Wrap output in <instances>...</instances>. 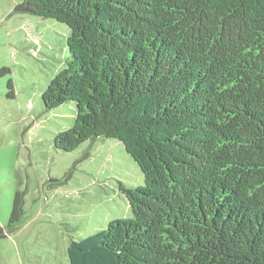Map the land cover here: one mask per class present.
I'll use <instances>...</instances> for the list:
<instances>
[{"label": "trees", "instance_id": "1", "mask_svg": "<svg viewBox=\"0 0 264 264\" xmlns=\"http://www.w3.org/2000/svg\"><path fill=\"white\" fill-rule=\"evenodd\" d=\"M70 28L41 98L74 101L54 137L122 142L132 216L67 246L69 264H264V0H22ZM12 96V91L8 92ZM22 214L15 192L0 238Z\"/></svg>", "mask_w": 264, "mask_h": 264}, {"label": "rangeland", "instance_id": "2", "mask_svg": "<svg viewBox=\"0 0 264 264\" xmlns=\"http://www.w3.org/2000/svg\"><path fill=\"white\" fill-rule=\"evenodd\" d=\"M0 0V225L22 192L18 225L0 238V264H69L67 246L132 211L119 185L144 183L121 141L97 137L71 151L54 144L74 101L46 109L42 92L66 66L70 28ZM12 91V96L8 92Z\"/></svg>", "mask_w": 264, "mask_h": 264}]
</instances>
